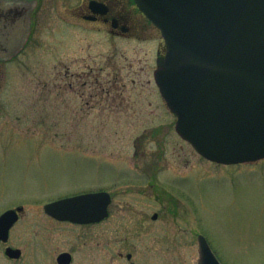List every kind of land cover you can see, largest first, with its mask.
I'll return each mask as SVG.
<instances>
[{
    "label": "rangeland",
    "instance_id": "obj_1",
    "mask_svg": "<svg viewBox=\"0 0 264 264\" xmlns=\"http://www.w3.org/2000/svg\"><path fill=\"white\" fill-rule=\"evenodd\" d=\"M125 3L140 23L134 1ZM139 26L141 37L131 39L81 28L63 48L45 32L43 46L0 64V214L28 211L12 243L28 249L31 264L69 248L74 264H198L203 233L222 264H264V159L216 163L177 132L153 78L165 41L150 22ZM88 52L96 56L88 61L109 64L106 77L119 78L98 100L73 91L61 64L82 66ZM103 189L114 197L110 220L29 235L33 221H45L46 203ZM0 264H8L1 243Z\"/></svg>",
    "mask_w": 264,
    "mask_h": 264
},
{
    "label": "water",
    "instance_id": "obj_2",
    "mask_svg": "<svg viewBox=\"0 0 264 264\" xmlns=\"http://www.w3.org/2000/svg\"><path fill=\"white\" fill-rule=\"evenodd\" d=\"M135 1L166 43L154 74L177 116V132L213 162L264 159V0ZM110 201L105 191L88 192L45 209L59 219L88 223L103 219ZM17 210L0 216V239L7 241ZM198 243V264H222L205 235H198Z\"/></svg>",
    "mask_w": 264,
    "mask_h": 264
},
{
    "label": "flooded vegetation",
    "instance_id": "obj_3",
    "mask_svg": "<svg viewBox=\"0 0 264 264\" xmlns=\"http://www.w3.org/2000/svg\"><path fill=\"white\" fill-rule=\"evenodd\" d=\"M134 6L138 11V14H141L142 19L140 23H138L139 19L137 16H133L131 11L128 10L125 0H81L80 2L77 1L76 4H68L66 7H64L62 0H0V54L7 52L8 54H11V57L9 58H0V64L11 63L20 54L31 49V47L36 49L37 47H41V45L43 46L39 37H42V34L45 32H47V35L55 36V39L52 40L51 43H55V47L59 45V48H63L64 44H71L69 41L74 34L79 33V29L81 28L99 34H103L104 32L108 36L111 35L124 39L135 37L140 38L143 30H141L142 26L139 25L142 24V21L145 20L151 24L153 23L139 9L135 1ZM24 35H26V37ZM48 38V42L50 43V37ZM164 47H161V43L159 44L156 52L155 68L157 66L158 58L164 53ZM108 57H110V55H108ZM84 59L85 62L82 66L79 65V62L77 65H70L61 61L62 68H65L66 70V77H72V80L68 85H70V87L73 88V91L83 98L87 96L93 100H98L102 95L111 94L112 88L110 84L114 83L115 85L119 78L117 75L114 77L105 76L103 72L109 70V64L99 61H88L90 59H96V56H92L90 52H88V57H84ZM71 69H74L75 71L71 72ZM88 108L89 109H82L81 111L89 114V112L92 111V106H88ZM103 191L110 194L111 201L107 207V215L100 221L78 223L59 219L48 213L44 206L42 215L45 216L43 217L45 221H33L30 225L31 228L29 235L31 237L35 236L37 233L31 230L37 227L48 228V226L51 225H55L57 228L60 225L85 227L100 225L105 221L110 220L113 215L111 205L114 197L111 191L106 189H103ZM17 207L10 209L17 210ZM16 212L17 219L10 228L7 241L0 239V243L4 244V257L8 264H31L32 260L30 255H26L28 249L12 243L16 227L28 218V211L25 207ZM38 215V213H34L33 219L40 220L42 216L39 218ZM158 216V212H155L152 215V218L157 219ZM8 247L18 249L19 252L17 254H9L7 253ZM35 249L36 245L32 246L30 250L34 252ZM38 249L41 251L50 250L49 247L42 242ZM64 253H66V257L69 259L62 256ZM119 255L121 257L124 256L122 251ZM103 256L106 260L108 259L106 252ZM132 256L133 254L131 252L126 253L127 259H132ZM75 259L74 249L69 248L58 252L56 256H52L51 254L48 259V264H74ZM132 264H134V261Z\"/></svg>",
    "mask_w": 264,
    "mask_h": 264
}]
</instances>
